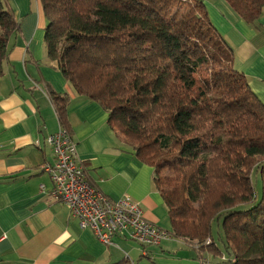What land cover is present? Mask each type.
I'll use <instances>...</instances> for the list:
<instances>
[{
  "label": "trees",
  "instance_id": "1",
  "mask_svg": "<svg viewBox=\"0 0 264 264\" xmlns=\"http://www.w3.org/2000/svg\"><path fill=\"white\" fill-rule=\"evenodd\" d=\"M41 1L48 57L153 167L172 235L221 255L216 264H264V191L257 200L253 180L264 181V104L204 0ZM226 1L249 24L264 9V0ZM17 31L0 0V76ZM50 96L73 136L70 95Z\"/></svg>",
  "mask_w": 264,
  "mask_h": 264
},
{
  "label": "crops",
  "instance_id": "2",
  "mask_svg": "<svg viewBox=\"0 0 264 264\" xmlns=\"http://www.w3.org/2000/svg\"><path fill=\"white\" fill-rule=\"evenodd\" d=\"M18 23L0 76V264H216L207 249L172 236L144 246L126 231L104 244L53 199L44 171L54 163L47 137L60 121L50 92L68 93V120L78 155L93 186L112 200L129 195L147 220L172 231L154 169L109 124L107 111L78 94L48 57V20L41 0H6ZM214 26L233 49L234 64L264 104V9L247 23L226 0H204ZM41 185L44 188L41 189Z\"/></svg>",
  "mask_w": 264,
  "mask_h": 264
},
{
  "label": "built area",
  "instance_id": "3",
  "mask_svg": "<svg viewBox=\"0 0 264 264\" xmlns=\"http://www.w3.org/2000/svg\"><path fill=\"white\" fill-rule=\"evenodd\" d=\"M47 141L55 155L54 163L43 165L53 181L52 197L68 207L71 214L79 219L81 227L91 229L107 245L124 231L144 246L159 244L172 237L170 231L146 219L138 200L129 195L112 200L93 186L79 159L77 143L61 124L56 132L48 135ZM201 260L209 263L207 257Z\"/></svg>",
  "mask_w": 264,
  "mask_h": 264
},
{
  "label": "rangeland",
  "instance_id": "4",
  "mask_svg": "<svg viewBox=\"0 0 264 264\" xmlns=\"http://www.w3.org/2000/svg\"><path fill=\"white\" fill-rule=\"evenodd\" d=\"M9 44H10V41H9ZM253 180H254V190H255V193H256V196H257V200H260V198L262 196V193L264 191V181H263L260 173H257L256 175H254V179ZM212 237L215 240V243L217 244V246H219L224 251V231L222 229V225H221L220 222L219 223L215 222V224L213 225ZM210 240L211 239L209 237V241ZM207 241H208V239H207ZM194 245L197 248H200L199 244H194ZM220 259H221V255L219 256V260ZM207 260H208V257H207Z\"/></svg>",
  "mask_w": 264,
  "mask_h": 264
}]
</instances>
